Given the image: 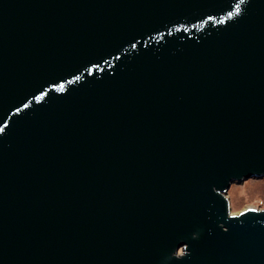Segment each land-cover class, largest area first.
<instances>
[{"label": "water", "instance_id": "obj_1", "mask_svg": "<svg viewBox=\"0 0 264 264\" xmlns=\"http://www.w3.org/2000/svg\"><path fill=\"white\" fill-rule=\"evenodd\" d=\"M252 178L264 0H0V264H264Z\"/></svg>", "mask_w": 264, "mask_h": 264}, {"label": "rangeland", "instance_id": "obj_2", "mask_svg": "<svg viewBox=\"0 0 264 264\" xmlns=\"http://www.w3.org/2000/svg\"><path fill=\"white\" fill-rule=\"evenodd\" d=\"M227 198L233 214L247 208L264 210V178H252L243 184H232Z\"/></svg>", "mask_w": 264, "mask_h": 264}, {"label": "flooded vegetation", "instance_id": "obj_3", "mask_svg": "<svg viewBox=\"0 0 264 264\" xmlns=\"http://www.w3.org/2000/svg\"><path fill=\"white\" fill-rule=\"evenodd\" d=\"M185 253H186V251H185L184 247H182V248H180V249L178 250V252L176 253V256H184ZM170 259H171V256H170V257H166V258L164 259V262H167V261H169Z\"/></svg>", "mask_w": 264, "mask_h": 264}, {"label": "snow or ice", "instance_id": "obj_4", "mask_svg": "<svg viewBox=\"0 0 264 264\" xmlns=\"http://www.w3.org/2000/svg\"><path fill=\"white\" fill-rule=\"evenodd\" d=\"M239 9H237V11H238Z\"/></svg>", "mask_w": 264, "mask_h": 264}, {"label": "bare ground", "instance_id": "obj_5", "mask_svg": "<svg viewBox=\"0 0 264 264\" xmlns=\"http://www.w3.org/2000/svg\"><path fill=\"white\" fill-rule=\"evenodd\" d=\"M252 209V208H251Z\"/></svg>", "mask_w": 264, "mask_h": 264}]
</instances>
